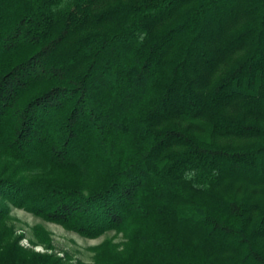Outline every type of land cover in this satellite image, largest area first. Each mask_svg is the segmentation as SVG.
Returning a JSON list of instances; mask_svg holds the SVG:
<instances>
[{"label": "trees", "instance_id": "obj_1", "mask_svg": "<svg viewBox=\"0 0 264 264\" xmlns=\"http://www.w3.org/2000/svg\"><path fill=\"white\" fill-rule=\"evenodd\" d=\"M114 1L0 0V222L264 264V0ZM0 228V264H67Z\"/></svg>", "mask_w": 264, "mask_h": 264}, {"label": "rangeland", "instance_id": "obj_2", "mask_svg": "<svg viewBox=\"0 0 264 264\" xmlns=\"http://www.w3.org/2000/svg\"><path fill=\"white\" fill-rule=\"evenodd\" d=\"M104 1L115 3L114 0ZM0 223L6 235L14 237L22 249L53 254L64 258L67 264H122L134 257L133 244L120 232H108L94 239L83 238L14 207Z\"/></svg>", "mask_w": 264, "mask_h": 264}]
</instances>
